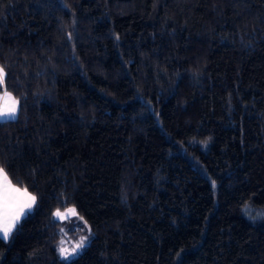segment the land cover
I'll use <instances>...</instances> for the list:
<instances>
[{"label": "trees", "instance_id": "16d2710c", "mask_svg": "<svg viewBox=\"0 0 264 264\" xmlns=\"http://www.w3.org/2000/svg\"><path fill=\"white\" fill-rule=\"evenodd\" d=\"M0 68V264H264V0H0Z\"/></svg>", "mask_w": 264, "mask_h": 264}, {"label": "snow or ice", "instance_id": "6c2138e0", "mask_svg": "<svg viewBox=\"0 0 264 264\" xmlns=\"http://www.w3.org/2000/svg\"><path fill=\"white\" fill-rule=\"evenodd\" d=\"M5 75L4 70L0 68V88L5 85ZM18 103V100L5 88L3 93L0 94V119H15ZM35 201L36 197L29 193L27 189H21L13 185L5 169L0 167V241H7L12 236L17 224L26 215V212L32 208ZM66 213L77 215L74 208L66 209L65 213H61L57 209L54 215L60 220H64L67 218ZM85 240H87V237H82L71 250L61 247L59 249L61 258L71 264V259L78 255V249L84 247Z\"/></svg>", "mask_w": 264, "mask_h": 264}, {"label": "rangeland", "instance_id": "374dc122", "mask_svg": "<svg viewBox=\"0 0 264 264\" xmlns=\"http://www.w3.org/2000/svg\"><path fill=\"white\" fill-rule=\"evenodd\" d=\"M3 93V90L0 88V94H2ZM5 120H12V119H0V121H5ZM35 204V203H34ZM33 207H34V205L32 206V208L30 209V210H28L27 212H26V215H28L31 211H32V209H33ZM67 209H70V208H67ZM66 210V209H65ZM65 210H63V211H61V213H65ZM25 215V216H26ZM66 215H67V218L66 219H68V218H71V217H73V216H75V215H72L71 213H66ZM24 216V217H25ZM53 216H54V218L56 219V220H58V221H63V220H60L59 218H57L55 215H54V213H53ZM23 218V217H22ZM21 218V219H22ZM66 219H64V220H66ZM10 239V238H9ZM8 239V240H9ZM7 240V241H8ZM62 241H63V243H60V247H59V249L61 248V247H64V248H66V249H68V250H71L73 247H74V245L76 244V242H74L71 238H67V236H66V238H64V239H62ZM61 241V242H62ZM80 250H81V248L80 249H78V253L80 252ZM59 254H60V251H59ZM60 257H61V255H60ZM64 260V259H63Z\"/></svg>", "mask_w": 264, "mask_h": 264}]
</instances>
